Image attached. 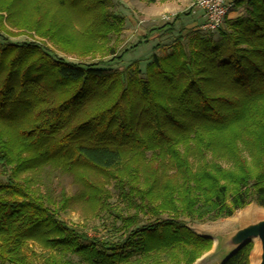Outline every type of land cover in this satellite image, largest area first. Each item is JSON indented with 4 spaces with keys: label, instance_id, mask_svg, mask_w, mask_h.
Returning <instances> with one entry per match:
<instances>
[{
    "label": "trees",
    "instance_id": "1",
    "mask_svg": "<svg viewBox=\"0 0 264 264\" xmlns=\"http://www.w3.org/2000/svg\"><path fill=\"white\" fill-rule=\"evenodd\" d=\"M234 2L244 13L225 20L216 41L197 35L189 53L152 54L143 73L0 41V264H35L29 242L53 251L43 264H72L69 254L85 264H192L212 241L185 219L264 208V0ZM58 11L86 14L84 34L67 32ZM0 13L9 26L80 54L113 53L106 36L118 31L108 18L123 23L103 0H0ZM2 24L0 15L5 32ZM45 167L73 172L94 206L108 207L84 170L113 180L127 212L115 215L119 239L84 243L59 220L23 176ZM250 250L248 242L223 264H249Z\"/></svg>",
    "mask_w": 264,
    "mask_h": 264
},
{
    "label": "rangeland",
    "instance_id": "2",
    "mask_svg": "<svg viewBox=\"0 0 264 264\" xmlns=\"http://www.w3.org/2000/svg\"><path fill=\"white\" fill-rule=\"evenodd\" d=\"M135 2L136 0H110V2H106L105 0H103V6L105 9H107V11L112 12L117 17L123 18V23L121 26H119L118 22H115L114 19L108 18V20L113 23V25L117 28L116 30L118 31L110 32L106 36V47L110 48L113 51V53L111 54L99 51L91 54L65 52L51 40H49L48 38L40 37L34 31L17 29L9 26L5 22V13H0V15H2V26L8 35L4 34L5 32L1 31L0 41L6 40L7 42L16 45L25 43L39 45L41 48L45 49L57 58L64 59L68 62L79 63L83 66L92 65L94 67H110L116 71H121L130 65L131 69H133L137 65L141 73H143L150 56L156 48V41L142 40L135 43L134 45H131L130 47L127 46L129 43H125L130 28L126 26L127 23L125 22L126 18L124 16L128 14L133 16V13H135V10H133V4ZM191 2L189 3V5L191 4ZM189 5L183 10V12H181V16L176 23V28L179 25L182 26V24L186 25L195 17H197L195 14L196 12H191L190 14L187 13L191 10ZM58 12L62 14L61 21L63 22V26L65 27L67 32L71 33L73 31L75 33H81L82 35L84 34L85 21L88 17L86 14L77 15L75 12L71 11L67 13L62 11ZM177 13L178 12L174 14H162L158 17L157 20L153 18L152 21L150 20L146 22L150 24L149 26L148 24H146V27L153 28L151 31L155 30V28L159 29V27L156 26V21L161 22L162 26L171 27L173 26L175 19L179 16V14ZM242 13H244V8L242 10ZM136 15L140 16V14ZM165 16H169L170 18L168 20H163V17ZM226 20L230 21L228 19ZM221 29H223L222 31H228L227 24L223 23ZM167 31L168 33H170L171 29H168ZM218 32H207L200 29L196 32L191 31L189 34H186L188 36L182 37L180 35V32L177 30L175 34L168 36L165 39V43H163V46L165 47H167V45L170 46L163 49L162 53L158 52V54L155 55H157L158 57H165L174 48L177 49L178 46H181L186 53H189L190 50L193 49V39L197 35L204 37L210 36L213 40L216 41L218 39ZM2 35L5 36L6 39ZM172 42H174V44L171 45ZM98 43L102 44L103 40L99 39ZM125 47L127 49H124ZM145 155L147 157L150 155V153L146 152ZM120 168L126 170L127 164L122 163L120 165ZM80 170L83 171V169ZM84 173L87 174V176L90 178L91 182L95 184V186L102 187V201L107 204L110 210L107 209L108 207L102 205L101 202L98 205L94 206L93 204L85 200V195H83L84 192L80 194L83 191V184L75 179L73 172H64V170L59 167H45L44 170L39 173L28 172L23 176H28L31 178V189L35 193L41 194L43 196L48 207L51 210L56 211L57 218L59 220L65 222L69 227L76 229L83 235V238L81 239L82 242L85 243L90 240H95L101 243L115 242L119 239L120 235V233L116 229L117 225H119V221L115 218V215L118 213H127L125 212L126 210H124L125 203L121 202V200H118L114 182L111 179L108 180L107 175L104 174V172H98L93 169L86 168L84 170ZM107 194L108 196L106 197ZM62 196L67 198V201L65 203L61 202ZM249 208L257 211L264 210V208L258 207L254 203H250L244 208L234 212L233 215L229 218L202 222H198L195 220L189 221L187 219H185L184 221L187 227L196 234L214 236L217 232L223 230L227 226V223L237 214ZM162 218H164V216H162ZM152 220L153 218L150 216H142V223H149ZM29 248V250L25 251L26 256L35 264H43V258L53 252L51 250L42 248L38 243L35 242H29ZM254 249L255 242L253 241L251 242L249 260ZM139 256L140 255H135L132 258H138ZM65 259L70 261V263L72 264H85L81 262L80 259L75 255L69 254L65 257ZM192 264H194V262Z\"/></svg>",
    "mask_w": 264,
    "mask_h": 264
},
{
    "label": "crops",
    "instance_id": "3",
    "mask_svg": "<svg viewBox=\"0 0 264 264\" xmlns=\"http://www.w3.org/2000/svg\"><path fill=\"white\" fill-rule=\"evenodd\" d=\"M192 0H156L153 3H147L145 0L140 1L136 0V2L133 4V10H135V13L132 15H126L124 16L125 22L127 23L126 26L130 28L128 31L127 39L125 43H129L127 46L134 45L135 43L142 41V40H150V41H156V48L152 54H158L162 53L163 49L169 47L170 45H167V47L163 46V43H165V39L177 32V30L180 32V35L182 37L188 36L191 31H198L200 30V25L203 22L202 13L198 10L193 11L197 17H195L192 21L187 23L186 25H179L176 28L177 20L181 16V12L185 8L188 7L189 3ZM236 1V0H235ZM243 8L238 7L235 5L232 8V10L229 12L227 19L228 20H234L237 17L241 16ZM179 14L178 18L175 19L173 26L167 27L162 26L161 22L156 21V26L159 27V29H156L151 31L153 28L146 27L148 21H152L153 18L155 20L158 19V17L165 13H176ZM188 14L191 13L187 12ZM186 13V14H187ZM136 14H140V16H137ZM142 15V16H141ZM123 16V15H122ZM177 16V15H176ZM175 16V17H176ZM150 24H148L149 26ZM168 29H171L170 33H168ZM190 36V35H189ZM174 44V42L171 43V45ZM124 49H127L126 47Z\"/></svg>",
    "mask_w": 264,
    "mask_h": 264
},
{
    "label": "water",
    "instance_id": "4",
    "mask_svg": "<svg viewBox=\"0 0 264 264\" xmlns=\"http://www.w3.org/2000/svg\"><path fill=\"white\" fill-rule=\"evenodd\" d=\"M199 235L209 238L212 246L194 264H223L246 243L255 240L258 242V253L254 264H264V217L234 222L214 236Z\"/></svg>",
    "mask_w": 264,
    "mask_h": 264
},
{
    "label": "built area",
    "instance_id": "5",
    "mask_svg": "<svg viewBox=\"0 0 264 264\" xmlns=\"http://www.w3.org/2000/svg\"><path fill=\"white\" fill-rule=\"evenodd\" d=\"M235 0H194L191 2L190 9L202 13L203 22L200 29L207 32L219 30L228 17L229 12L234 6ZM170 17L165 16L163 20Z\"/></svg>",
    "mask_w": 264,
    "mask_h": 264
},
{
    "label": "bare ground",
    "instance_id": "6",
    "mask_svg": "<svg viewBox=\"0 0 264 264\" xmlns=\"http://www.w3.org/2000/svg\"><path fill=\"white\" fill-rule=\"evenodd\" d=\"M262 217H264V210L257 211V210H253V209L249 208V209L242 211L239 214H237L233 219H231L227 223V226L230 224H233L234 222H240V221L247 220V219L262 218ZM254 242H255V249L250 256V264L255 263L256 256L258 253V242L256 240Z\"/></svg>",
    "mask_w": 264,
    "mask_h": 264
}]
</instances>
